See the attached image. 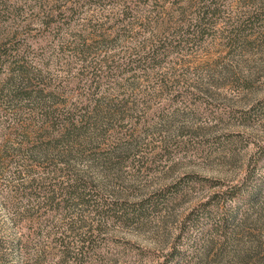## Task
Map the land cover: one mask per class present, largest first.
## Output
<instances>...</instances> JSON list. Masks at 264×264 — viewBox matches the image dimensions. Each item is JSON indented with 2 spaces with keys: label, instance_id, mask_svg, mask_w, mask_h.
<instances>
[{
  "label": "rangeland",
  "instance_id": "374dc122",
  "mask_svg": "<svg viewBox=\"0 0 264 264\" xmlns=\"http://www.w3.org/2000/svg\"><path fill=\"white\" fill-rule=\"evenodd\" d=\"M259 219L264 0H0V264H264Z\"/></svg>",
  "mask_w": 264,
  "mask_h": 264
},
{
  "label": "trees",
  "instance_id": "16d2710c",
  "mask_svg": "<svg viewBox=\"0 0 264 264\" xmlns=\"http://www.w3.org/2000/svg\"><path fill=\"white\" fill-rule=\"evenodd\" d=\"M51 121H52V118H51ZM69 121H70L71 125L74 122V120H72V118H70ZM68 138H70V136L67 137L66 139H68ZM66 156L67 157L60 156L58 161L60 163L64 164L65 166H68L69 165L68 161H70L69 160V154L66 155ZM25 170H27V169H25ZM75 182H76V178H73V182H70L68 186H70V187L72 186L71 191L75 192V195L77 196V199H84L85 196H84V192L83 191L85 189V186L84 185H80L79 183H75ZM239 213H241V211L240 212H234L231 216L229 215V217H227V219L225 220L226 223H228L229 225H236L237 224L239 226V225H241L240 224L241 221H244V223L247 222L248 216H240L239 217L238 216ZM263 224H264V219H262V220L259 219L258 222L255 221V225H253V226L255 227V226H260V225H263ZM201 245H204L203 248L206 249V246L209 245V241H208L207 237H206V239H204L202 241ZM258 246H259V242H257L256 245H249L246 248H244V247H239L238 248L236 246L235 247L236 250L232 253V256L236 259V261L239 262L238 264H240V263L244 264L245 262L250 261L253 257H255L254 253L256 252V250H258ZM171 250L172 251L167 253V255H170L171 258H168V259L164 260L162 262V264H171L172 263V259H174L175 256L178 255V257H179V255H180L179 251L174 250L173 247H172ZM205 258H206V252L201 258L198 259V257H196L195 259H193L190 264H198L201 261H203L202 263H205L206 262ZM259 261L261 262L262 259H259ZM263 261H264V259H263Z\"/></svg>",
  "mask_w": 264,
  "mask_h": 264
}]
</instances>
